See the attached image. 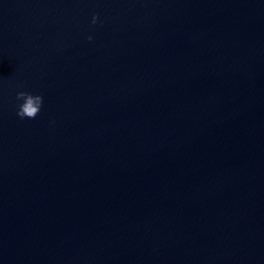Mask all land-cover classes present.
<instances>
[{
	"label": "water",
	"instance_id": "1",
	"mask_svg": "<svg viewBox=\"0 0 264 264\" xmlns=\"http://www.w3.org/2000/svg\"><path fill=\"white\" fill-rule=\"evenodd\" d=\"M0 264H264V0H0Z\"/></svg>",
	"mask_w": 264,
	"mask_h": 264
},
{
	"label": "clouds",
	"instance_id": "2",
	"mask_svg": "<svg viewBox=\"0 0 264 264\" xmlns=\"http://www.w3.org/2000/svg\"><path fill=\"white\" fill-rule=\"evenodd\" d=\"M98 16L97 14H93L92 23L95 24L97 22ZM88 40H91L92 37L88 36ZM16 100L19 102L16 114L21 118H29L34 119L40 112L43 97L40 94H33L27 91H17L16 92Z\"/></svg>",
	"mask_w": 264,
	"mask_h": 264
}]
</instances>
